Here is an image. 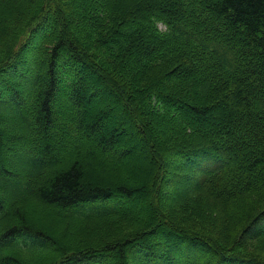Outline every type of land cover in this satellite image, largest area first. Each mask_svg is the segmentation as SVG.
Returning a JSON list of instances; mask_svg holds the SVG:
<instances>
[{
    "label": "trees",
    "instance_id": "obj_1",
    "mask_svg": "<svg viewBox=\"0 0 264 264\" xmlns=\"http://www.w3.org/2000/svg\"><path fill=\"white\" fill-rule=\"evenodd\" d=\"M263 225L264 0H0V264H264Z\"/></svg>",
    "mask_w": 264,
    "mask_h": 264
},
{
    "label": "rangeland",
    "instance_id": "obj_2",
    "mask_svg": "<svg viewBox=\"0 0 264 264\" xmlns=\"http://www.w3.org/2000/svg\"><path fill=\"white\" fill-rule=\"evenodd\" d=\"M102 100H109L106 96L105 97H103L102 98ZM101 100V101H102ZM113 106H114V109H115V111H114V113L113 114H111L110 116H112V118H117L119 121H120V119H125L123 116H122V114H121V109H120V107L119 106H115L114 104H112ZM100 106V105H99ZM106 106V105H105ZM100 107H102V104H101V106ZM105 107H102V108H100L101 110L102 109H104ZM112 121V120H111ZM112 123H115V121H112ZM124 134H126L124 137H127V136H130V138H132L133 140H134V144H137V147L139 148V150L137 151L136 150V154L137 155H141V157H144V155H143V152L145 151V150H142L141 148H140V143L136 140V137H134L133 136V132H132V130L130 129V127H128V130L124 133ZM41 139H44V138H42L41 137ZM71 139H72V137H69V138H67V140L66 141H62V143L63 144H71ZM60 141H61V139H59L58 140V143H60ZM52 144V143H51ZM90 145V144H89ZM66 150H69L70 151V153H72V151L70 150V148H68V147H66ZM69 154V153H68ZM62 159L63 160H65L66 159V155H63V157H62ZM6 163V162H5ZM6 165L10 168V166L6 163ZM145 174H146V171H145ZM142 177H140V179H141ZM263 227H264V225H263Z\"/></svg>",
    "mask_w": 264,
    "mask_h": 264
}]
</instances>
